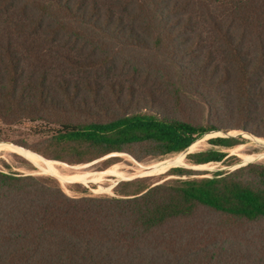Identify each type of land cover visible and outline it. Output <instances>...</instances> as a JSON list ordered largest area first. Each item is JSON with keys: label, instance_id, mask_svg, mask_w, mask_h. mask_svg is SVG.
<instances>
[{"label": "trees", "instance_id": "trees-1", "mask_svg": "<svg viewBox=\"0 0 264 264\" xmlns=\"http://www.w3.org/2000/svg\"><path fill=\"white\" fill-rule=\"evenodd\" d=\"M232 130L264 139V0H0V142L68 165L142 162ZM244 140L186 160L232 166L222 148ZM206 174L69 196L0 169V264H264V163Z\"/></svg>", "mask_w": 264, "mask_h": 264}, {"label": "rangeland", "instance_id": "rangeland-1", "mask_svg": "<svg viewBox=\"0 0 264 264\" xmlns=\"http://www.w3.org/2000/svg\"><path fill=\"white\" fill-rule=\"evenodd\" d=\"M23 131H24L23 129H18L14 133L12 132H8V133L9 136L11 134L10 138L13 137L17 139H22L25 137L21 135V132ZM229 135L230 136L242 135L245 139L243 144H240L233 148H228V149L222 148V150L226 152L228 156H237L239 158L237 164H234L232 166H226L222 162H218V163L193 165L187 162L186 156L188 154L214 148L212 145L208 143V140L210 138L216 136H229ZM13 145L20 148V146L13 144L10 141L0 142V169L4 171L19 172L26 175L29 174L49 175L58 178V176H56L55 174L48 173L43 169H41L39 166L42 165V167L48 168L49 165H52L56 169L57 173L63 177L67 175H71L75 172H79L81 174L87 175L82 179H77V180L72 179V181L71 179L66 180L64 178H58L65 193L68 194L69 196L80 195L79 193L73 191L70 188V185L73 183L82 184L83 186L88 188L89 192L92 194L113 195L114 188L121 181L130 180L136 177H143V176H153L154 178L152 181H157L159 175L164 174L166 171L174 167L192 168L198 172H208L209 174H206L205 176H210L212 172L218 170H233L237 167H240L242 165L251 162L264 163V139L252 136L248 133L243 135L241 134V131L238 130H232L230 132H222V131L213 132L198 139L192 146H190L187 149L188 151L186 150L184 152L166 156L164 158L151 159L142 162L135 160L132 156L128 154L119 153V154H112L86 164L68 165L59 161L48 160L44 157L43 159L41 158L42 156L40 157L37 154L32 153V151L21 147L22 149L31 152L37 157V159L39 160L38 162L40 163L38 165L33 163L31 160L27 159L26 157L22 156L21 154L15 152L12 148L14 147ZM113 156L116 158V160L111 162L110 165H108L107 168H105L106 165L105 162L109 161L110 158ZM103 168H105V170H102Z\"/></svg>", "mask_w": 264, "mask_h": 264}, {"label": "bare ground", "instance_id": "bare-ground-1", "mask_svg": "<svg viewBox=\"0 0 264 264\" xmlns=\"http://www.w3.org/2000/svg\"><path fill=\"white\" fill-rule=\"evenodd\" d=\"M8 148H9V146H8ZM13 148V150L15 151V152H17V153H19V154H21L22 156H24V157H26L27 159H29V160H31L33 163H35V164H40L38 161V159H37V157L34 155V154H32L31 152H29V151H27V150H25V149H22V148H19V147H16V146H14V147H12ZM188 151V150H187ZM41 159V158H40ZM41 161V160H40ZM48 161V160H47ZM49 162V161H48ZM40 166V168L41 169H43L44 171H46V172H48V173H53V174H55L56 176H58V178H64V179H71V181H72V179H75V180H77V179H82V178H84L85 176H87V175H84V174H81V173H79V172H75V173H73V174H71V175H67V176H60L58 173H57V171H56V169L52 166V165H49L48 166V168L46 167H42V165H39ZM47 166V165H46ZM159 168V167H158ZM148 170V169H147ZM161 171V170H160ZM153 172V171H152ZM155 173V172H154ZM144 174V173H143ZM146 174V173H145ZM147 174H149V173H147ZM114 175V174H113ZM123 175V174H122ZM86 180V179H85Z\"/></svg>", "mask_w": 264, "mask_h": 264}, {"label": "water", "instance_id": "water-1", "mask_svg": "<svg viewBox=\"0 0 264 264\" xmlns=\"http://www.w3.org/2000/svg\"><path fill=\"white\" fill-rule=\"evenodd\" d=\"M241 134H243V135H245L246 133L245 132H242L241 131ZM12 145V144H11ZM13 146H15V145H13ZM21 148V147H20ZM38 155V154H37ZM38 156H40V155H38ZM41 157V156H40ZM41 158H43V157H41ZM44 159V158H43ZM46 160V159H45Z\"/></svg>", "mask_w": 264, "mask_h": 264}]
</instances>
